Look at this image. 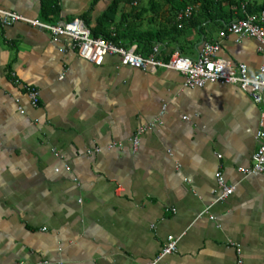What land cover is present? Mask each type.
<instances>
[{"label":"crops","instance_id":"crops-1","mask_svg":"<svg viewBox=\"0 0 264 264\" xmlns=\"http://www.w3.org/2000/svg\"><path fill=\"white\" fill-rule=\"evenodd\" d=\"M48 1L0 0V8L47 22L88 13L94 25L114 0H56L57 13L46 19ZM135 6L123 28L142 33L169 24L166 6L122 4L125 13ZM202 28L167 33L152 50L162 59L177 51L196 58L213 42L217 57L246 64L250 75L259 71L257 39L223 37L214 23ZM129 46L136 51L138 41ZM12 72L39 90V106ZM262 109L264 101L237 84L187 87L174 69L133 68L115 54L98 65L67 36L23 21L4 27L0 264H146L168 236L179 238L178 248L159 264H238L237 245L244 264H264V174L239 170L252 164ZM153 123L133 151L131 138ZM218 171L236 187L223 201H216Z\"/></svg>","mask_w":264,"mask_h":264},{"label":"built area","instance_id":"built-area-1","mask_svg":"<svg viewBox=\"0 0 264 264\" xmlns=\"http://www.w3.org/2000/svg\"><path fill=\"white\" fill-rule=\"evenodd\" d=\"M195 9L194 5H189L183 10L179 18H189ZM26 22L34 27L47 30L54 38L67 36L72 40V46L78 54L91 62L98 65L102 64L107 55H118L121 62L125 65L138 69H148L150 67H164L181 72L185 76V86L203 87L205 84L223 83L237 84L245 90L255 102L264 101V63L260 66L259 71L249 74L248 66L244 63L233 65V63L216 56L219 48L217 43L205 42L200 54L192 58L180 51L174 52L169 59L159 57L158 47H154L152 52L147 56L137 53L134 48L118 44L103 36H93L90 28L83 19L74 18L64 22H47L40 19H31L17 12L0 8V33L3 28L16 22ZM181 26V25H180ZM236 34L239 36H249L258 40L259 50L264 53V10L258 14H248L228 22L221 30L220 35ZM12 77L18 86H21L29 97L32 106L37 107L40 104L39 90L26 84L12 72ZM23 111V109H21ZM161 120L158 121V124ZM156 123L146 128H141L138 134L131 138L133 151H136L140 144V134L147 129H153ZM258 147L252 156V164L248 167H241L239 170L244 174L261 173L264 174V109L260 112L259 128L256 133ZM117 144L112 143L108 147L112 148ZM101 149L96 147L94 150H88V154L99 153ZM218 185V195L216 201H223L235 191V184L227 182L221 171L216 172ZM209 214V209H205L202 214ZM214 219L213 215H210ZM179 238L168 236L165 245L161 248L155 259L146 264H159L166 256L177 251ZM237 252L238 264H244L241 247L235 246ZM37 264H46V261Z\"/></svg>","mask_w":264,"mask_h":264},{"label":"trees","instance_id":"trees-1","mask_svg":"<svg viewBox=\"0 0 264 264\" xmlns=\"http://www.w3.org/2000/svg\"><path fill=\"white\" fill-rule=\"evenodd\" d=\"M135 1L138 0H114L108 9L101 14L94 25H92L88 13H84L80 17L83 18L85 23L90 27L93 36H103L124 46H129L136 40L138 41L136 51L147 56L152 50L153 41L166 38L167 33H174L176 35L183 34L189 28L200 27V29H203L202 27H208L213 23L218 29H221L235 16L240 18L244 17L247 12L256 13L260 10H264V3L260 5L250 2L244 4L239 0H150V4L155 5L159 11H163L164 6H166L169 24L160 26L156 31L134 33L130 30V26L129 28H123V25L125 23L130 24L129 16L132 15V12L137 14V6L133 7L131 12L125 13L122 4H127L131 7L134 5ZM189 5L195 6L191 17L179 18L180 13ZM57 10L58 5L56 0L48 1L44 6V17L46 19L52 17V15L57 13ZM119 11H122L121 15L123 18L117 20ZM208 20H211V22L207 26H202V24Z\"/></svg>","mask_w":264,"mask_h":264}]
</instances>
